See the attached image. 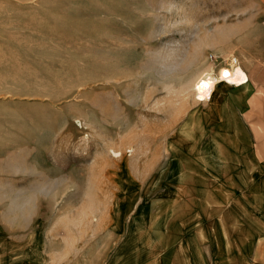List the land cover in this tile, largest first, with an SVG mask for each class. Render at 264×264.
Returning a JSON list of instances; mask_svg holds the SVG:
<instances>
[{
    "label": "rangeland",
    "instance_id": "obj_1",
    "mask_svg": "<svg viewBox=\"0 0 264 264\" xmlns=\"http://www.w3.org/2000/svg\"><path fill=\"white\" fill-rule=\"evenodd\" d=\"M29 245L264 264V0H0V264Z\"/></svg>",
    "mask_w": 264,
    "mask_h": 264
},
{
    "label": "crops",
    "instance_id": "obj_2",
    "mask_svg": "<svg viewBox=\"0 0 264 264\" xmlns=\"http://www.w3.org/2000/svg\"><path fill=\"white\" fill-rule=\"evenodd\" d=\"M246 77H247V82L245 83V84H243V85H241L240 87H238V88H242V87H244V86H247L248 85V83H249V78H248V75H246ZM237 87H232V88H230L229 89V91L227 92V94H225V96H223L222 98H220V100L219 101H221V100H223L225 97H230L231 95V93L230 92H232V91H234V90H236V91H238L237 89H238ZM215 105H214V114H215V110L218 108V106H219V103H214ZM222 159H224V158H221L220 160H222ZM30 246V248L27 250L28 252H27V256H31L30 258H31V260H27L26 261V263L25 262H23L22 264H38V260L36 259V257H38V255H39V253H41L39 250L37 251L36 249L37 248H35L34 247V245H29ZM22 249V248H21ZM21 256H26V255H24V253L23 252H21V254H20ZM2 256H5V260H4V263L5 264H12V257L14 256V250H5V254L4 255H2ZM31 261V262H30ZM36 262V263H35Z\"/></svg>",
    "mask_w": 264,
    "mask_h": 264
},
{
    "label": "bare ground",
    "instance_id": "obj_3",
    "mask_svg": "<svg viewBox=\"0 0 264 264\" xmlns=\"http://www.w3.org/2000/svg\"><path fill=\"white\" fill-rule=\"evenodd\" d=\"M229 71L231 72V73H233V74H235L236 73V71L232 68V69H229ZM235 72V73H234ZM227 73H229V72H226V71H223L222 72V77L220 76L219 78L221 79V80H223V75L224 74H227ZM223 81H225V82H227V83H230V84H232L234 87H236V83L234 82V80H232V78H230V76L226 79V80H223ZM119 155V154H118ZM117 155V156H118Z\"/></svg>",
    "mask_w": 264,
    "mask_h": 264
},
{
    "label": "built area",
    "instance_id": "obj_4",
    "mask_svg": "<svg viewBox=\"0 0 264 264\" xmlns=\"http://www.w3.org/2000/svg\"><path fill=\"white\" fill-rule=\"evenodd\" d=\"M233 66H235V65H233ZM228 70H229V68H228ZM245 76H246V74H245ZM228 77H229V73L224 74L223 75V80H226ZM246 82H247V78L245 79L244 83H246Z\"/></svg>",
    "mask_w": 264,
    "mask_h": 264
}]
</instances>
